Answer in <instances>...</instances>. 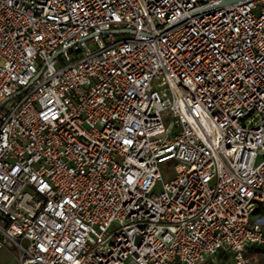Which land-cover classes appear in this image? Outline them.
Segmentation results:
<instances>
[{"label": "built area", "instance_id": "built-area-1", "mask_svg": "<svg viewBox=\"0 0 264 264\" xmlns=\"http://www.w3.org/2000/svg\"><path fill=\"white\" fill-rule=\"evenodd\" d=\"M222 1L0 0V247L18 264L264 251V0Z\"/></svg>", "mask_w": 264, "mask_h": 264}, {"label": "rangeland", "instance_id": "rangeland-1", "mask_svg": "<svg viewBox=\"0 0 264 264\" xmlns=\"http://www.w3.org/2000/svg\"><path fill=\"white\" fill-rule=\"evenodd\" d=\"M259 254L260 252L256 253L255 250H252V253H250L252 262L255 264H264L263 259L261 260L258 258V257L261 258ZM221 260L218 257H215L214 264H220ZM0 264H18L16 252L14 248L9 247V246L0 247Z\"/></svg>", "mask_w": 264, "mask_h": 264}, {"label": "water", "instance_id": "water-1", "mask_svg": "<svg viewBox=\"0 0 264 264\" xmlns=\"http://www.w3.org/2000/svg\"><path fill=\"white\" fill-rule=\"evenodd\" d=\"M238 1H242V0H223L221 2V5H229V4H232V3H235V2H238ZM39 73L36 75L38 76ZM17 94H19V92L15 93L14 96H16ZM6 99H4L3 101L0 102V105L5 101Z\"/></svg>", "mask_w": 264, "mask_h": 264}, {"label": "crops", "instance_id": "crops-1", "mask_svg": "<svg viewBox=\"0 0 264 264\" xmlns=\"http://www.w3.org/2000/svg\"><path fill=\"white\" fill-rule=\"evenodd\" d=\"M252 250H255L256 253L260 252L259 255L261 256V258H260V257H258V258L261 259V260L263 259V261H264V251H258V250H256V249H251V250L247 251L246 254H247L248 256H250V253H252ZM250 257H251V256H250ZM255 259H257V258H255ZM259 259H257V260H259ZM253 264H255V263H253Z\"/></svg>", "mask_w": 264, "mask_h": 264}, {"label": "trees", "instance_id": "trees-1", "mask_svg": "<svg viewBox=\"0 0 264 264\" xmlns=\"http://www.w3.org/2000/svg\"><path fill=\"white\" fill-rule=\"evenodd\" d=\"M220 264H223V261H221V263Z\"/></svg>", "mask_w": 264, "mask_h": 264}]
</instances>
